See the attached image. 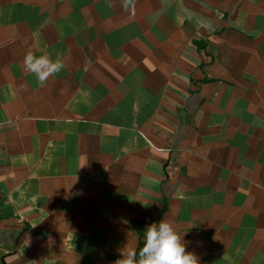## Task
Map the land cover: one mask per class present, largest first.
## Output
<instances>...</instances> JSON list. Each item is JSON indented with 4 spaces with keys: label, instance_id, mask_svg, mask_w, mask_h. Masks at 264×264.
I'll use <instances>...</instances> for the list:
<instances>
[{
    "label": "crops",
    "instance_id": "1",
    "mask_svg": "<svg viewBox=\"0 0 264 264\" xmlns=\"http://www.w3.org/2000/svg\"><path fill=\"white\" fill-rule=\"evenodd\" d=\"M163 218L264 264V0H0V264H114Z\"/></svg>",
    "mask_w": 264,
    "mask_h": 264
},
{
    "label": "clouds",
    "instance_id": "2",
    "mask_svg": "<svg viewBox=\"0 0 264 264\" xmlns=\"http://www.w3.org/2000/svg\"><path fill=\"white\" fill-rule=\"evenodd\" d=\"M106 3L111 7L112 0H106ZM121 6L125 11L134 9L135 0H121ZM22 67L35 76L40 86H44L65 65L59 55L53 58L46 50L36 55L32 48H28ZM144 233L143 245L138 250H121V258L114 264H198L197 257L185 250L182 235L167 219L147 225Z\"/></svg>",
    "mask_w": 264,
    "mask_h": 264
},
{
    "label": "trees",
    "instance_id": "3",
    "mask_svg": "<svg viewBox=\"0 0 264 264\" xmlns=\"http://www.w3.org/2000/svg\"><path fill=\"white\" fill-rule=\"evenodd\" d=\"M143 245V242H139V244H138V247H137V250L141 247Z\"/></svg>",
    "mask_w": 264,
    "mask_h": 264
}]
</instances>
